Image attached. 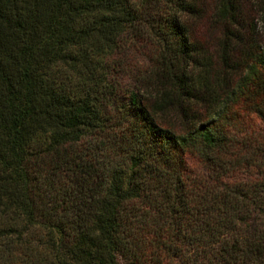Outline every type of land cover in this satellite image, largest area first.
<instances>
[{"label": "trees", "instance_id": "1", "mask_svg": "<svg viewBox=\"0 0 264 264\" xmlns=\"http://www.w3.org/2000/svg\"><path fill=\"white\" fill-rule=\"evenodd\" d=\"M203 1L0 0V264H264V0Z\"/></svg>", "mask_w": 264, "mask_h": 264}, {"label": "rangeland", "instance_id": "2", "mask_svg": "<svg viewBox=\"0 0 264 264\" xmlns=\"http://www.w3.org/2000/svg\"><path fill=\"white\" fill-rule=\"evenodd\" d=\"M214 0H204L203 4L206 6L205 16L201 18H193L190 20V25L192 30H196L198 33L196 39L198 42L206 47L209 52L215 51V40L212 35H206L210 32V18L207 16L211 5L213 4ZM193 31V32H194ZM149 51L145 44H136L132 48H128L124 54L120 55L121 59L123 60L122 67L120 68V76L123 83V88H128L129 84L131 83L132 77L136 74H144L147 71V64H149ZM145 94H150V88H143ZM150 92V93H149ZM164 116L165 120L171 122V116L169 114L162 115Z\"/></svg>", "mask_w": 264, "mask_h": 264}]
</instances>
